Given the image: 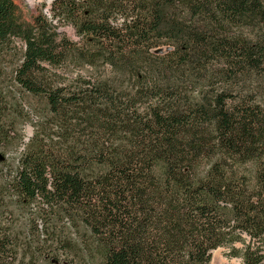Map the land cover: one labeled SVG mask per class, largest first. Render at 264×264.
I'll list each match as a JSON object with an SVG mask.
<instances>
[{
    "label": "trees",
    "instance_id": "1",
    "mask_svg": "<svg viewBox=\"0 0 264 264\" xmlns=\"http://www.w3.org/2000/svg\"><path fill=\"white\" fill-rule=\"evenodd\" d=\"M49 13L0 0V80L13 57L10 81L45 106L14 169L0 153V264H210L224 247L264 264V0Z\"/></svg>",
    "mask_w": 264,
    "mask_h": 264
},
{
    "label": "rangeland",
    "instance_id": "2",
    "mask_svg": "<svg viewBox=\"0 0 264 264\" xmlns=\"http://www.w3.org/2000/svg\"><path fill=\"white\" fill-rule=\"evenodd\" d=\"M55 0H16V4L19 8V17L22 21L31 22L33 17L37 16L41 12L50 17L49 10ZM59 32L66 36L68 39L74 42H78L75 30L68 25L54 22ZM167 51V48H161L156 50V53L162 54ZM15 59L12 57L6 58V64L4 65L1 77V85L5 88L4 92L7 93L10 98L8 104L5 106L6 117H9L13 122L14 128L8 127L11 137L16 138V147L5 151L0 150L8 164L14 166L18 160L19 155L23 152L24 146L28 144L29 140L34 136L39 120L42 117V112L45 110L44 103L35 99L29 95L23 94L16 86L10 81L11 70L14 69ZM107 71H92L87 69H71L69 71V78L82 75L84 77L99 76L107 77ZM0 177H2V168L0 167ZM210 264H242L241 259L231 256V249L228 247L220 248L214 251Z\"/></svg>",
    "mask_w": 264,
    "mask_h": 264
}]
</instances>
